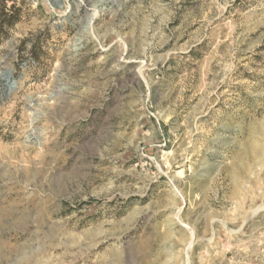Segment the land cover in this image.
I'll use <instances>...</instances> for the list:
<instances>
[{"label":"rangeland","instance_id":"rangeland-1","mask_svg":"<svg viewBox=\"0 0 264 264\" xmlns=\"http://www.w3.org/2000/svg\"><path fill=\"white\" fill-rule=\"evenodd\" d=\"M12 4L0 264H264V0Z\"/></svg>","mask_w":264,"mask_h":264},{"label":"trees","instance_id":"trees-1","mask_svg":"<svg viewBox=\"0 0 264 264\" xmlns=\"http://www.w3.org/2000/svg\"><path fill=\"white\" fill-rule=\"evenodd\" d=\"M9 3H14V0H0V32L12 28L16 23L15 19L18 20L14 15V12H17L14 4L8 8Z\"/></svg>","mask_w":264,"mask_h":264}]
</instances>
